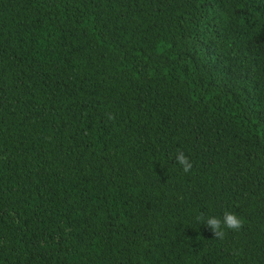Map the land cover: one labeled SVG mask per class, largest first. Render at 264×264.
I'll return each mask as SVG.
<instances>
[{"label": "trees", "instance_id": "16d2710c", "mask_svg": "<svg viewBox=\"0 0 264 264\" xmlns=\"http://www.w3.org/2000/svg\"><path fill=\"white\" fill-rule=\"evenodd\" d=\"M0 264H264V0H0Z\"/></svg>", "mask_w": 264, "mask_h": 264}, {"label": "clouds", "instance_id": "9594fccd", "mask_svg": "<svg viewBox=\"0 0 264 264\" xmlns=\"http://www.w3.org/2000/svg\"><path fill=\"white\" fill-rule=\"evenodd\" d=\"M175 159L176 162L182 167L184 172H188L192 167L191 162L183 153H178ZM241 223V220L237 216L228 212L224 213L222 221L215 216L208 217L205 221V225H207L212 230L215 237L223 236V228L231 230L239 229ZM221 225H223V227Z\"/></svg>", "mask_w": 264, "mask_h": 264}]
</instances>
